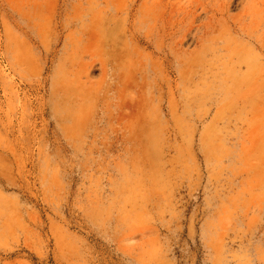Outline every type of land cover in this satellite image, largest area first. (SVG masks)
I'll list each match as a JSON object with an SVG mask.
<instances>
[{
	"label": "rangeland",
	"instance_id": "obj_1",
	"mask_svg": "<svg viewBox=\"0 0 264 264\" xmlns=\"http://www.w3.org/2000/svg\"><path fill=\"white\" fill-rule=\"evenodd\" d=\"M0 264H264V0H0Z\"/></svg>",
	"mask_w": 264,
	"mask_h": 264
}]
</instances>
